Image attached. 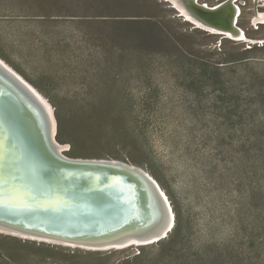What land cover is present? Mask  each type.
Wrapping results in <instances>:
<instances>
[{
	"label": "rangeland",
	"instance_id": "obj_1",
	"mask_svg": "<svg viewBox=\"0 0 264 264\" xmlns=\"http://www.w3.org/2000/svg\"><path fill=\"white\" fill-rule=\"evenodd\" d=\"M240 2V29L264 39L259 0ZM178 9L0 0V54L46 96L67 153L144 166L177 215L168 238L139 249L0 234V264H264V45L205 32Z\"/></svg>",
	"mask_w": 264,
	"mask_h": 264
},
{
	"label": "water",
	"instance_id": "obj_2",
	"mask_svg": "<svg viewBox=\"0 0 264 264\" xmlns=\"http://www.w3.org/2000/svg\"><path fill=\"white\" fill-rule=\"evenodd\" d=\"M49 127L43 107L0 71V219L76 235L109 223L120 204L129 213L120 225L144 214L141 196L148 194L141 181L102 165L67 162L57 151L48 153L47 147L55 151L54 127L52 133ZM22 161L36 166L38 177L18 172L15 164Z\"/></svg>",
	"mask_w": 264,
	"mask_h": 264
},
{
	"label": "bare ground",
	"instance_id": "obj_3",
	"mask_svg": "<svg viewBox=\"0 0 264 264\" xmlns=\"http://www.w3.org/2000/svg\"><path fill=\"white\" fill-rule=\"evenodd\" d=\"M172 8H180L177 14L184 21L190 22L194 27L210 34H218L221 37L231 38L236 41L249 43V45H264V39L249 37L245 31L240 29L239 21L241 13L240 0H167ZM238 4V5H237ZM253 5H255L253 3ZM238 6V9H237ZM253 22L259 27L264 24V0H259L256 13L253 15ZM0 71L5 74L7 79L23 89L29 97L43 107L47 113L49 129L52 133L54 127V136L52 138L55 151L46 148L48 153L59 155L60 158L71 163L97 164L104 167L115 169L133 178L141 181L145 186V192L148 196L141 199L146 208L143 212L136 213L135 222H128L127 225H120L122 219L126 216V210L120 204L119 214L109 223L101 222L98 228L83 229L76 234L65 232H53L48 229L34 228L36 226L27 225L17 220L16 223H10L0 219V234L16 237L25 241H34L51 246H62L70 249H81L93 252L117 251L133 247H140L159 243L168 238L174 232L177 226V215L173 209L172 203L167 192L160 182L144 166L129 161L121 157L112 156H71L67 152L70 148L67 144L60 143L57 140L56 128L57 119L52 105L46 101V96L36 87L23 73L15 66L9 63L0 55ZM2 85L7 86L2 82ZM14 93V92H13ZM44 151V153H47ZM18 172L23 171L31 177H38L40 170L36 166L28 165L24 161L15 164ZM23 165V166H21ZM25 165V166H24ZM20 167V168H19ZM26 167V168H25ZM41 168V167H39ZM146 198L151 199L150 201ZM155 202L152 203V202ZM1 218V217H0ZM2 220V221H1ZM119 221V222H118ZM137 222V223H136ZM7 225V226H6ZM13 226V227H10ZM70 230V229H69ZM68 230V231H69ZM76 233V232H74Z\"/></svg>",
	"mask_w": 264,
	"mask_h": 264
},
{
	"label": "crops",
	"instance_id": "obj_4",
	"mask_svg": "<svg viewBox=\"0 0 264 264\" xmlns=\"http://www.w3.org/2000/svg\"><path fill=\"white\" fill-rule=\"evenodd\" d=\"M1 55V54H0ZM2 56V55H1ZM5 58V57H4ZM6 59V58H5ZM8 62H10L8 59H6Z\"/></svg>",
	"mask_w": 264,
	"mask_h": 264
}]
</instances>
